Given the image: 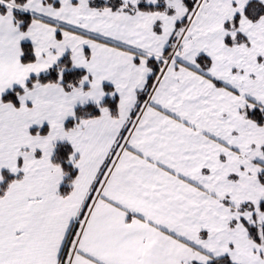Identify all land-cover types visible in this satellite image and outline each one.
I'll return each instance as SVG.
<instances>
[{"label":"snow or ice","instance_id":"snow-or-ice-1","mask_svg":"<svg viewBox=\"0 0 264 264\" xmlns=\"http://www.w3.org/2000/svg\"><path fill=\"white\" fill-rule=\"evenodd\" d=\"M0 264H264V0H0Z\"/></svg>","mask_w":264,"mask_h":264}]
</instances>
